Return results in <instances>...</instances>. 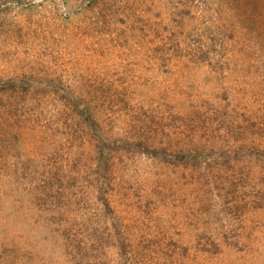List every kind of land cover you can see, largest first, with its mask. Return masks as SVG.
Returning <instances> with one entry per match:
<instances>
[{"label": "rangeland", "instance_id": "obj_1", "mask_svg": "<svg viewBox=\"0 0 264 264\" xmlns=\"http://www.w3.org/2000/svg\"><path fill=\"white\" fill-rule=\"evenodd\" d=\"M0 264H264V0H0Z\"/></svg>", "mask_w": 264, "mask_h": 264}, {"label": "trees", "instance_id": "obj_2", "mask_svg": "<svg viewBox=\"0 0 264 264\" xmlns=\"http://www.w3.org/2000/svg\"><path fill=\"white\" fill-rule=\"evenodd\" d=\"M83 119H84V121L86 122L87 125H89L90 127L91 126L94 127L95 121H94V119L92 118V116L88 112L85 113V116H84Z\"/></svg>", "mask_w": 264, "mask_h": 264}]
</instances>
